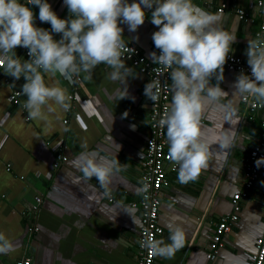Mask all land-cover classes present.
Wrapping results in <instances>:
<instances>
[{"label":"crops","instance_id":"0c3cea01","mask_svg":"<svg viewBox=\"0 0 264 264\" xmlns=\"http://www.w3.org/2000/svg\"><path fill=\"white\" fill-rule=\"evenodd\" d=\"M48 2L54 10L57 0ZM192 2L221 16L217 26L236 35L230 53L247 60V40L254 39V33L264 20V0L260 12L256 0ZM223 2L227 6L219 13L216 9ZM29 7L36 26L50 30V24L39 21V8ZM236 8L248 12L249 18L240 19ZM145 12V22L136 32H130L126 24L120 27L124 30L125 42L139 47L151 59V53L156 52L152 34L158 29L151 23V9L145 8ZM56 14L61 18L69 16L68 9L62 6ZM53 36L60 39V34ZM15 51L18 57L27 60L18 47ZM125 63L136 75L127 81L134 101L131 98L118 100L123 85L109 79L112 69L104 64L93 70L91 79L81 73V82L76 80L77 76L69 82L58 73L55 77L44 74L48 86L67 90L71 108L67 112L52 104L53 111L45 107L43 118L36 120L29 119L23 108L26 96L21 93L20 104L16 105L9 99L14 90H22L24 78L14 80L0 69V232L14 245L13 251L0 254V264H15L24 256H30L32 264L136 263L140 214L131 204L140 198L150 111L144 88L150 80L129 62ZM239 74L224 70V79L220 82V87L228 93L220 104H230L236 112L233 123L238 122L235 125L228 121L223 123L224 109L215 103H206L201 116L202 131L208 138L222 125L236 130L235 145L226 159L223 153L219 160L214 155L199 178L187 184L180 183L177 170L170 169L171 162L167 164L169 185L161 190L158 218L164 233L158 239L169 242L170 225L181 226L186 239L185 246L172 259L155 256L154 264H247L255 240L263 232L264 185L260 182L264 181V165L248 196L240 200L238 218L224 236L217 257L213 260L207 257L216 219L232 211V194L242 188V163L264 130L261 125L264 107L249 119L243 98L234 95V83ZM171 84L170 79V87ZM215 84L213 77L210 85ZM77 98L79 101L75 100ZM171 98L172 89L170 103ZM65 118L67 123L63 124ZM59 140L64 143L63 152L68 159L53 169V146ZM212 149L218 150L219 145H212ZM85 151L97 161L118 159L121 163L123 170L111 177L108 196L103 195L95 178L85 181L74 166L76 158ZM37 197L41 203L34 211L32 205ZM31 224H35L37 230L29 233L27 226Z\"/></svg>","mask_w":264,"mask_h":264},{"label":"clouds","instance_id":"9594fccd","mask_svg":"<svg viewBox=\"0 0 264 264\" xmlns=\"http://www.w3.org/2000/svg\"><path fill=\"white\" fill-rule=\"evenodd\" d=\"M63 4L68 9L67 18L59 17L48 0H0V69L14 80L24 78L21 93L27 97L23 108L29 119H42V109L46 107L51 112L52 104L65 111L70 107L67 90L48 86L44 74L55 77L58 73L72 82L74 76L86 73L85 78L91 79L100 64L112 69L111 81L123 85L118 100L134 101L127 81L136 75L125 63L123 54L128 45L120 24L136 32L145 22L148 8L151 23L158 29L152 40L159 54L151 53L152 62L170 69L172 98L159 124L166 127L168 158L178 172V181L182 184L196 181L214 155L219 160L223 153L226 159L235 145L236 130L222 125L208 138L201 127L205 104H220L228 97L220 82L236 35L217 26L219 14L197 7L192 0H63ZM29 5L39 8V21L50 24V30L36 26ZM54 33L60 34V39H54ZM17 47L27 49L29 59L18 57ZM245 55L251 75L241 71L234 83V95L251 98L264 107V38L258 35L247 40ZM213 77L214 86L210 85ZM144 94L155 103L159 99L156 82H148ZM220 106L224 109L223 123L235 125L236 112L230 104ZM214 144L219 145L216 151L212 149ZM262 165L264 156L255 161L257 168ZM74 166L85 181L95 178L105 196L110 193L111 177L123 170L118 159L97 161L87 151L76 158ZM260 183L264 185V181ZM143 190L146 191V186ZM169 233V242L148 237L138 243L153 256L172 259L185 246L186 235L179 225H170ZM13 250V243L0 232V254Z\"/></svg>","mask_w":264,"mask_h":264},{"label":"built area","instance_id":"2783aa9c","mask_svg":"<svg viewBox=\"0 0 264 264\" xmlns=\"http://www.w3.org/2000/svg\"><path fill=\"white\" fill-rule=\"evenodd\" d=\"M263 0H256V8L260 12L262 9ZM62 6L67 9L63 4V0H57V5L54 11L57 12L59 7ZM226 3H221L217 7V12L222 13L226 8ZM237 16L246 21L248 12L242 8H236ZM264 38V20L260 23L259 30L254 33V39L257 36ZM128 45L127 50L124 52L125 61L129 62L140 73L145 74L150 81L156 82L159 89V99L153 103L150 99V111L148 114V127L149 136L146 138L144 145V166L141 173L140 183V198L137 202L131 205L139 209L140 225L137 233V261L135 264H154L155 256L149 250L141 248L138 241L152 237L158 239L163 235V227L159 223V208L161 203V190L169 185L167 164L170 162L168 158V141L166 136V127L159 124V120L165 115L170 105V69L164 68L152 62L139 47L125 42ZM23 55L29 59L28 50L23 47H18ZM157 54L159 50L156 49ZM224 70L234 71L241 73L243 71L247 75H251V68L247 64V60L241 56L229 53L224 65ZM76 80L81 82V77L77 76ZM20 90H14L9 99L12 104H20L19 96ZM75 97V96H74ZM76 98V97H75ZM79 101V98L75 99ZM245 110L249 113L248 118L251 119L261 107L251 98L244 99ZM71 106L67 110H70ZM67 123V118L63 120V124ZM264 127V121L261 122ZM64 143L62 140L57 141L53 146L54 160L52 168L57 169L62 163L67 161V156L63 152ZM264 156V130L260 133L259 138L253 143L249 152L241 166L242 188L238 189L232 194L231 204L232 211L227 214L220 215L216 219L215 228L211 237L210 250L207 257L211 260L217 257V254L223 245L224 236L230 232L231 225L238 218L240 211V200L248 196V190L252 188L260 177L261 168L255 166V161L259 157ZM170 169L175 170V166L170 164ZM146 186V191L144 187ZM109 200H112L110 197ZM41 199L37 197L32 209L37 211ZM261 222L263 225V232L258 236L254 243V251L250 254L247 264H263L264 262V207L261 213ZM28 232L31 233L37 230L35 224L27 226ZM15 264H32L30 256H24L15 262Z\"/></svg>","mask_w":264,"mask_h":264}]
</instances>
